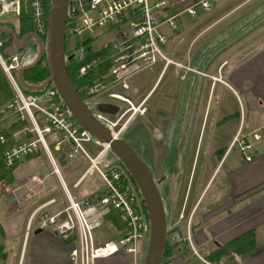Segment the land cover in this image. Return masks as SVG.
I'll return each mask as SVG.
<instances>
[{
  "label": "crops",
  "instance_id": "1",
  "mask_svg": "<svg viewBox=\"0 0 264 264\" xmlns=\"http://www.w3.org/2000/svg\"><path fill=\"white\" fill-rule=\"evenodd\" d=\"M236 44L221 48L203 72L193 66L192 60L189 63L171 60L169 65L163 64L154 84L161 73L173 65L174 73L169 83L173 82L174 86L149 107L146 106L151 97L146 99L154 84L142 98L132 99V94L123 97L136 112H141L143 118L147 116L143 128L134 127L132 133L140 132L141 128L143 137H152L150 122L155 115L163 124V130H160L164 143L172 142L175 139L173 134L179 131L176 143L183 162L186 159L185 144L189 143L185 124L190 121L191 130L196 128L197 131L195 148L191 153L193 160L198 162L200 157L206 162V170L200 168L197 176L198 179L200 174L201 179L204 177L201 184L191 190L189 185L188 188L183 186L184 173L180 169L181 181H171L174 191L166 188L161 193L168 227V250L171 252V257L164 264H206L208 257L220 252L233 257L232 261H219L221 264H264V48L247 53L245 48H236ZM188 76H191L190 87H187L190 90L185 92L189 85ZM126 87L122 91L127 93L130 88ZM209 121L211 130L204 141ZM221 130H225L227 135L218 139ZM239 132L248 141L251 134H262L249 163L243 162L237 151L229 149ZM35 155L23 160L12 173L19 166L34 161ZM31 170L27 176L15 178L11 174L13 182L0 200V223L6 236L12 238L6 248L13 249L15 264H67L71 247L38 225L41 217L60 212L64 203L61 202L58 210L54 211L53 197L37 202L42 185L45 184L49 191L54 189L46 183L48 176L36 175L33 167ZM50 174L66 189L60 172L55 174L51 171ZM36 230L41 231L34 234ZM187 237L191 239L189 245L185 243ZM241 237H250L251 250L231 253L232 242ZM7 253L9 257L10 251ZM125 260L127 257L118 255L104 260V263L122 264Z\"/></svg>",
  "mask_w": 264,
  "mask_h": 264
},
{
  "label": "built area",
  "instance_id": "2",
  "mask_svg": "<svg viewBox=\"0 0 264 264\" xmlns=\"http://www.w3.org/2000/svg\"><path fill=\"white\" fill-rule=\"evenodd\" d=\"M222 1L68 0L65 36L72 48L66 52V57H70L67 63H79L78 76H85L97 64L95 59L88 61V46L92 51L111 48L114 57L107 76L113 78V82L106 86L105 92L98 84L90 86L87 90L88 99L95 96L91 102L97 103L100 101L96 100L104 95L106 99L129 105L135 113L136 110L127 99L117 92L109 91V88L120 84L121 89L125 90L126 80L158 61L163 62L164 66L169 65L170 61L161 48L166 45L169 36L162 31V27L174 31L181 17L194 19L199 14L211 13ZM49 5L50 0H0V20L8 14L16 18L26 15L33 33L44 40ZM1 37L0 48L4 44ZM105 39H108L106 43L99 45ZM20 67L18 55L4 58L0 52V68L13 93L11 100L0 107L1 121L11 118L0 126V161L4 168L10 170L39 151H48L47 138H52L55 152L67 146V151H62L63 156L69 160L84 157L90 164L84 176L95 172L101 181L96 196L79 202L68 197L60 212L39 219V228L49 230L71 247L67 264H96L97 261L118 255L127 257L125 264H140L139 245L147 241L149 225L134 184L125 170L119 165L109 164L100 152L93 158L88 155L84 145L98 144L75 124L52 85L39 93L23 92L16 78ZM127 111H123L115 123L105 115L97 114L96 118L113 131L119 118H123ZM21 123L26 124L22 129L11 132L9 136L3 134L11 126ZM240 134L237 133L233 138L229 149H236L241 160L249 163L262 135L255 132L248 141ZM49 160L53 172L57 173L52 155ZM5 190L6 185L1 183V191ZM110 215H114L120 226H110L117 240L101 242L97 233L103 225L110 224Z\"/></svg>",
  "mask_w": 264,
  "mask_h": 264
},
{
  "label": "rangeland",
  "instance_id": "3",
  "mask_svg": "<svg viewBox=\"0 0 264 264\" xmlns=\"http://www.w3.org/2000/svg\"><path fill=\"white\" fill-rule=\"evenodd\" d=\"M18 19L19 18H16L13 15L8 14L1 18L0 23H2L5 26L4 28H7L5 24H10L12 26L13 25L15 26ZM177 25H178L177 29L174 31H169L166 27H162V31L165 32V34L169 36V39L166 45L161 47L163 50V53L166 55L169 61L172 60L176 62L189 63V61L192 60L193 66L197 70H200L201 72H203L208 68L206 65L219 52V50L225 47L227 44L237 43L235 47L245 48L247 53L250 52L252 49L257 50L260 48H264V0H223L221 3L217 4L214 7L211 13L199 14L198 17L194 19H190L186 16H183L177 20ZM1 38L4 41L8 40V37H5V36H2ZM110 38L111 37H109L108 39ZM108 39L101 40L99 42V45L105 44ZM33 43L34 42L31 40L28 43V45L21 52H19L20 60L22 61V66L24 64L27 65L33 62L35 57L37 56L38 50L32 49V46L34 45ZM65 48L67 51L68 49L72 48V44L67 41ZM10 51L11 49L10 50L8 49L6 52L10 53ZM11 53L15 54L13 53V51ZM162 66H163V62L158 61L156 64L149 66L148 68L140 71L139 73L135 74L134 76L126 80L125 84L128 85L130 88V90L127 93L122 91L120 84L116 85L115 87L109 88V91H111L114 88L113 91L117 92L122 97H124V95L126 97H129V95L132 94L131 96L132 99L142 98L153 86L156 80V77ZM0 71L4 75L1 68H0ZM173 73H174L173 65H171L166 72L163 71L161 73L157 82L154 84L151 93L146 99L148 100L151 97L146 107H149L150 105L156 103V101L161 97V95L165 91L167 93L169 90H171V86L173 87L174 85H173V82H170L171 83L170 84L169 81L172 78ZM4 77L9 85L10 93L13 96L12 88L5 75ZM190 78L191 76H188L187 82H189V85L187 84L185 92L190 90V88L189 89L187 88V87H190V81H191ZM85 97L90 98L86 94H85ZM94 98L96 97L93 96L92 99H87V101L89 102L88 104H92L91 101ZM104 100L109 101V98L107 99L104 98ZM120 104L122 106L123 111H127L128 108H129L128 110H130L129 105H125L122 103ZM144 115L146 116V113ZM132 117H133L132 121H130L128 125L126 126L127 121L130 120ZM153 117L154 119L151 122L153 121L155 122L157 120L159 121V119L155 115H153ZM182 118L184 120L185 112ZM10 119L11 118L9 119L5 118L4 119L5 121H1L0 119V124H6ZM145 119H147V116L146 118L145 117L143 118V115L141 114V112H136V115L134 116H133V112H129L128 114H126L121 121V126L119 127V128L123 127L122 129H124L120 133L119 138H121L122 134H125L126 132H128L126 128L141 127L143 125V122L146 121ZM117 120H118V117L110 119L112 123H115ZM247 122L248 121L246 120V123ZM210 124H211V121L208 122L205 136L203 139L204 141L207 140L209 130H211L209 129ZM25 125L26 124L21 123V124H18L17 129L13 130L12 127H10V129L12 130V132H14L18 129L19 130L22 129L23 126ZM176 129L177 127H175V130ZM113 132L117 134L118 130L113 129ZM196 132H197L196 128H193V138H194L193 142L195 141ZM218 133H219L218 139L220 137L223 139L227 135L225 130H221ZM259 134H261V132H259ZM240 135L242 136V133ZM177 136L178 137L180 136L179 131H176V133L173 134L172 136L173 138H175L173 139L174 143H176L177 141ZM47 141H48L50 152L48 148H47L48 151L44 153L42 151H39L35 155L36 157L34 158V161L27 162L19 166L14 171V173H12L15 176V178L20 177L21 175L22 176L29 175V173L32 172L31 170L32 167L34 168L33 172L36 175L43 174L44 176L45 175L48 176V178L46 179V183L50 188H53L54 190L52 191L51 189V191H49L48 187L45 184L42 185L41 193L39 194L41 195V197L37 199L36 201L42 203L46 198L53 197L55 200L54 203L52 202L53 203L52 206L55 207L54 211L58 210V207L61 202L62 204L64 203L63 205V208H64L66 199H68V197L73 199L75 202H79L83 200L84 198H87V197L91 198L93 196H96L98 193V190L101 188V181L95 172L91 173L89 176H87V174L86 176H84L90 166L87 159L83 157L81 160H77V159H73V160L65 159L64 160V158L63 159L61 158V156L64 155L62 154V151L63 152L67 151L66 149L67 146H64L63 150L57 153L52 148V141H53L52 138H47ZM84 148L91 158L95 157L100 152L102 156L105 157V159L107 160L109 164L117 165L115 158L109 153V151L104 152L103 146L100 147V145L98 146V145H94V143H91V144L89 143V144L84 145ZM233 150L236 151V149H233ZM192 152L193 150H191V153ZM165 154L166 155H162L161 157H158V159L156 160L154 159L153 161V165L155 166V169H156V175L154 179L158 180L159 176H160V179L163 178V183H162L163 189L168 188L169 189L168 191L173 192L174 187L171 185V181L174 179L176 181H181L179 180L180 179L179 174L181 173L180 169H182L183 167V162L181 160L183 159V155L180 152L178 153V151H176L175 147H173L172 145L169 146ZM51 155L55 160L54 165L57 166L59 170V171L57 170V174H59L60 172V175L62 177V180L68 192H66L64 185L60 184L58 180L56 179V177L50 174L51 171L53 172L52 164L49 160ZM163 159L165 161H162ZM196 162L197 161L193 160L191 172L189 173V175L187 172L183 171L184 173L183 186L186 187L189 185L190 190L192 189V187L193 188L194 186L196 187L197 184L198 185L201 184V181L204 179V177L201 179V174H200V178L199 179L197 178L200 168H203L202 171L206 170L205 168L206 162L204 160L200 159L199 157L198 162L197 163ZM194 169H195V172H194ZM218 180L219 179H217L215 184L218 183ZM1 183H4L6 185L5 192L1 191ZM6 192L8 193V184L6 182L0 181V200H1L2 195L7 194ZM189 197L191 198L192 195ZM190 198H189V201H190ZM34 220H36V218H34ZM111 225L113 227H116L115 223L111 220L110 224L103 225L102 228L98 231L97 236H98L99 241L105 242L107 240H113V241L117 240V236L112 230ZM0 228L2 229L1 223H0ZM18 229L19 228L17 227L16 230ZM28 231H29V227H28L27 232ZM167 232H168V227H167ZM2 236H3L2 241L4 243L2 247H3V252H5V257L1 258V255H0V264H15L16 260L14 259L16 258L13 256L14 254L13 249L7 250L6 248L7 246L6 244L10 243L12 238L6 236L4 231H3ZM185 243H187L188 245L191 244V239L187 237ZM147 245H148L147 241L146 242L144 241V243H141V245H139V255H138L139 263L140 262L142 263V258L144 255L143 250H144V247H146L147 249ZM8 251H10L9 257L7 253ZM210 258L211 257L207 258L208 260H206L205 263H210L211 262V261L209 262ZM97 262L98 264H109V263H104L106 262L104 260L97 261ZM124 263H126V260L122 264ZM219 263L221 262L218 261L215 264H219Z\"/></svg>",
  "mask_w": 264,
  "mask_h": 264
},
{
  "label": "water",
  "instance_id": "4",
  "mask_svg": "<svg viewBox=\"0 0 264 264\" xmlns=\"http://www.w3.org/2000/svg\"><path fill=\"white\" fill-rule=\"evenodd\" d=\"M67 4L68 0H50L44 40L34 33H28L20 39L11 29L4 28L5 26H0V35L11 40L14 52H21L31 40L36 44L38 51L34 61L23 66L21 64L16 73L20 87L30 93H39L52 85L60 103L75 124L90 135L96 144L106 146L109 153L122 165L144 205L149 225L148 245L141 264H161L167 239V224L164 204L158 188L160 181L154 179L144 161L124 140L115 136L110 127L96 118L97 114L116 118L121 108L106 102L86 104L76 92L67 73V61L70 57L65 55ZM42 59H45L48 78L37 86L27 84L23 74L35 68ZM40 231L36 230L34 234Z\"/></svg>",
  "mask_w": 264,
  "mask_h": 264
},
{
  "label": "trees",
  "instance_id": "5",
  "mask_svg": "<svg viewBox=\"0 0 264 264\" xmlns=\"http://www.w3.org/2000/svg\"><path fill=\"white\" fill-rule=\"evenodd\" d=\"M5 25L7 26V28L11 29L18 36V38L23 37L24 35H26L28 33H33V29H32L30 20H29L28 16H26V15L21 16L18 19L15 26L14 25L12 26L10 24H5ZM0 26H4V25L2 23H0ZM33 44L34 45L32 46V49L36 50L37 49L36 44L35 43H33ZM8 49L9 50L11 49L10 53L6 52ZM88 50H89L88 61L95 59V60H97V64L92 66V68H91L92 71L90 70L86 76H84V77L78 76V70L81 66L79 63H76L73 61L67 63L68 76H69L76 92L78 93L79 97L86 104H88V102H85V92H86L87 88L89 86H91L92 84H94L97 80L105 81L102 78H100L101 75L97 74V72L100 70H102L103 72L108 70V68L111 65L112 58L114 57V52L111 49H109L108 47L102 48L98 51H92L90 49V47L88 46ZM12 51H13V49L11 47V40L8 38L7 41H4L3 47L0 48V52L4 58H7V57L12 55V53H11ZM66 52L67 51L65 48V55H66ZM13 53L20 54L18 52H14V51H13ZM21 64H22V61H21ZM47 78H48V70H47V66L45 63V59H42L41 62L35 68H33L30 71H27L23 74L24 81L27 84L34 85V86L40 85ZM23 92L24 93H30V92L25 91V90H23ZM11 98H12V95H11L10 90H9V85H8L4 75L0 71V107H1V105L10 101ZM17 126H18V124L17 125L15 124L11 127L13 130H15V129H17ZM11 132H12L11 129H7V130L3 131V134L5 136H9L11 134ZM116 162H117V165H119L124 170L122 165L117 160H116ZM16 166L17 165H15L10 170H6L0 161V181L6 182L8 185H11L13 182L11 174H12V171L15 169ZM131 182H132V180H131ZM141 204H142L143 210L145 212L144 205H143L142 201H141ZM145 214H146V212H145ZM109 218L112 219V221L115 223V226L117 228L120 227L119 224L116 222V218L114 217V215H110L108 217V219ZM0 233L2 236L3 231L1 228H0ZM167 236H168V232H167ZM244 239H247V241L243 242ZM249 239H250V237H241V238L235 240L234 242H232L231 245L233 246V248L231 249V253L237 254V253H240L241 251H243V252L250 251L251 250L250 248L253 246V244H252L251 240H249ZM143 252L145 255L146 247H144ZM0 255H1V258L5 257V252H3L2 245L0 246ZM144 255H143V258H144ZM169 255L171 256V252H170V250H168V244H167V239H166V244H165V248L163 251L161 264L168 262V260L170 258ZM143 258H142V261H143ZM225 259L227 261L228 260L232 261L233 257L227 256L224 252H220V253H217L216 256H214V257L212 256L209 259V261L215 263V262H218L221 260L226 261ZM140 264H141V262H140Z\"/></svg>",
  "mask_w": 264,
  "mask_h": 264
},
{
  "label": "flooded vegetation",
  "instance_id": "6",
  "mask_svg": "<svg viewBox=\"0 0 264 264\" xmlns=\"http://www.w3.org/2000/svg\"><path fill=\"white\" fill-rule=\"evenodd\" d=\"M19 38L21 39V37H19ZM29 42H27L26 46L28 45ZM111 64H112V62H111ZM110 67H111V65H110ZM110 67L108 68V70H106L104 72L102 70L97 72V74L101 75L100 78H102L105 81L97 80L94 83V84L100 85V87H102L104 89V92L106 91V86H109L110 83L113 82V78H108V76H107ZM91 68H90V70H91ZM82 77H84V76H82ZM94 84H92V85H94ZM112 87H115V86H112ZM88 88H87V90H88ZM87 90L85 92L86 95H87ZM113 90H114V88L111 91H113ZM104 98L105 97L103 95L99 100H96V101H100V102L102 101V102L116 104V105L119 104L120 106L119 105L118 106L121 108L120 114L123 112L122 106L120 104V103L124 104L123 102L114 101V100L108 101V100H104ZM87 99L88 98L85 97V102H88ZM129 112H130V110H128L126 112V114H128ZM187 115L191 116L190 114H187ZM122 119L123 118H119V121L114 126V129L118 130V132L116 134L117 136H119L120 133L124 130V129H122L123 127L119 128L121 126ZM155 123H156V125H155ZM150 125L152 126V129H153L151 132V134H153L152 137H149V138H147V136L143 137L142 132H141V128H140V132L138 130H136V133H132L131 129H133V128H126L128 130V132H126L125 134H122L121 139L124 140L131 147V149L135 152V154H137L144 161L147 168L149 169V171L151 172V174L154 177V175H156V169H155V166L153 165L154 159L156 160V159H158V157L165 155V152L167 151V150L165 151V149H168L169 146H171V145L173 147H175L176 151H179L180 147H179V144L174 143L173 141L168 143V144L163 142V139L161 138V135L163 132L160 130V129L163 130V124L161 122H158V121L154 122L153 121V122H150ZM142 128H143V126H142ZM185 128L187 129L188 134H189V137L187 138V141L189 143L185 144L184 155H185L186 159L183 161L182 169L184 172H187L189 175V173L191 172L193 156H194L193 154H191V150H194V148H195V141L193 142V139H194L193 138V130H191V122L190 121L189 122L187 121V123L185 124ZM193 165H194V163H193ZM158 171H160V170H158ZM157 181H160L158 188H159L160 194H161L164 191V189L162 187L163 178L160 179V177H159V179Z\"/></svg>",
  "mask_w": 264,
  "mask_h": 264
},
{
  "label": "bare ground",
  "instance_id": "7",
  "mask_svg": "<svg viewBox=\"0 0 264 264\" xmlns=\"http://www.w3.org/2000/svg\"><path fill=\"white\" fill-rule=\"evenodd\" d=\"M115 136H117L116 134H114ZM103 147L105 148V149H107V147L106 146H104L103 145ZM107 151V150H106ZM52 170H54V168L52 167ZM56 170H58V168H57V166H56ZM55 173V172H54ZM55 174H57V173H55Z\"/></svg>",
  "mask_w": 264,
  "mask_h": 264
}]
</instances>
